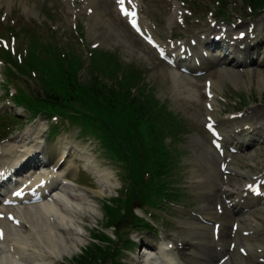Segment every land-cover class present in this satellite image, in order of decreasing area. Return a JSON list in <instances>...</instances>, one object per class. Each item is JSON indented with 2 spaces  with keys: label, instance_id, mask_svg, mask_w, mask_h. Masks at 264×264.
Masks as SVG:
<instances>
[{
  "label": "rangeland",
  "instance_id": "rangeland-1",
  "mask_svg": "<svg viewBox=\"0 0 264 264\" xmlns=\"http://www.w3.org/2000/svg\"><path fill=\"white\" fill-rule=\"evenodd\" d=\"M15 2L18 6H15L14 9L18 10L16 12L19 16H21V18L15 19L17 15L14 14L13 16L9 17V19H15L16 27H18V25L29 24L30 22H33L32 20H36L39 23L42 22L43 19H45L44 16H41V12H43L44 6L47 5L48 8H51L53 3L52 0H48L46 2H43V0H15ZM22 2L24 4H21ZM146 2L149 7L145 8V20L152 21L153 17L154 19H156V25H154V22H152L151 27H153L155 34L164 40V37L167 36V34H165V31L162 32L163 26L170 25L172 23V13L174 12L175 6L179 5V3H175V1L167 2L166 0H146ZM98 4L99 7L104 11L102 13L103 18L107 19L106 21H104L107 23L100 24V32L98 34L92 33L93 36L89 30V25L90 23L93 24V22H89L82 9L80 10V15H77L74 11H68L67 4L62 6L63 12L60 16L61 21L60 23L56 24V27L60 29L56 30L55 27V31H58L57 40L60 43V46H62L63 48L66 45L68 46L72 44L73 47H75L78 51L83 52L85 59H88L92 54V44L96 43L93 39L100 38L101 40H99L102 42L101 46L104 51L115 52V56L117 59L119 58V61H125L129 63L133 61L140 65L142 68L148 69L146 81L152 87V93L155 95L154 97L157 99H161V101L166 103V105H170L171 109L174 110L178 115H182L185 118L187 129L190 131V133L185 136V142H183V146L190 152L184 153L185 155L182 154L180 160V162L182 163V167L178 169L175 168V165L173 164L169 166L171 172L181 174L179 186L182 185L183 187H185V190L187 192L194 195L193 198L184 197L182 201L189 203L190 206L187 207L188 211L202 214L203 212H205V210H208L209 212L214 211V208H216V206L218 205L217 201L224 200V194L218 192L217 190V187L220 186V183L218 181L220 173L217 167L214 166V161L213 169H211L210 162L207 159L208 155L205 147L201 146L202 144H200L199 140H194V138L198 137L203 143H206L205 139L207 138L206 133L204 132L205 127L203 126L205 117V114H203L205 111L203 81H194L193 83H191L189 81L187 82L181 80L177 83L174 82L172 80L173 72L164 67L160 60H158L154 52L151 49H148L143 41L141 42L139 39H137V37L133 34L131 28H128L127 24L122 19H120L119 16H117L115 2L111 0H98ZM24 5H26V7H24ZM76 5V8H80L79 3H76ZM23 7L29 10L28 14L25 13ZM231 8H233L235 11L243 12V2H239V6L237 7L233 5L231 6ZM7 13H10V11L7 10ZM161 18L163 19L161 20ZM256 18H258L259 26L263 27L262 21L264 19V11L260 13ZM159 19L161 21V25L159 24ZM77 30H80V32L76 35L75 32L77 33ZM82 30L84 31V34L86 33V35L84 40L80 41ZM100 34L102 35V37H100ZM162 34L164 35V37L162 36ZM32 45L33 43H31V47ZM46 51H48V49L44 48V52ZM115 61L116 60L112 57L111 60L106 61L105 63L114 64ZM120 65L121 70L119 72V76H123L122 78H124V76L131 78V76H129L125 72V69L129 70L130 67L124 65L121 62ZM90 69H92V67L85 68L83 71H80V73L77 74L78 79L83 86H86V84L88 83V79L92 75ZM257 69L261 68H255L254 70L245 72L244 76H242L241 79L239 78L238 81H224L222 87L216 89L218 91V95L215 102V113L217 114L216 117H218V120L220 122H222L223 119L227 118V116L230 115L229 113H232L234 111V107L237 106L234 101L239 100V97H241V100L245 99V101H248L247 103H251L248 107L242 110L244 118L250 117L255 121L258 119V122L264 123V87L259 86V78H257L256 73H253ZM110 72L112 74H117V71L113 72V70H111ZM219 73L220 70L215 71L213 73V78H218ZM247 73L252 74L247 75ZM30 83H32L35 88L40 89L38 82L35 83L31 79ZM189 95L192 97L188 98ZM100 111L103 115H107V117H111V115L112 117H114L113 115L115 111L113 110L107 114L104 112V109L100 108ZM225 111H227L228 113L225 114ZM118 112L121 114L123 113L126 117L130 114L124 108L118 109ZM30 118L31 116L28 112L26 115L24 114L21 121L19 120L20 122L14 121V123L12 124L13 131L23 133V131H25L26 129H30L33 128V126H36L37 120L35 119L39 117L35 119ZM138 118L140 119L141 117H137V119ZM27 119H29V121ZM149 125L153 126L152 122H150ZM112 127L114 129H119L116 126ZM107 129L109 130L108 127ZM71 130H74L70 133V138H73V133L77 134L78 131L76 127H73L68 131ZM64 135L65 132L62 136ZM111 135L112 137L110 138L115 143L119 142L121 144H124L126 142V140H124L125 137H123L122 139L115 134ZM169 136L170 135H168L167 138ZM84 139L81 137L77 139V141H75V144H73L75 152L80 151L81 153L89 155L90 161L98 165V171L101 174L107 173L105 175H110L111 180L115 182L117 187L110 195H106L111 204L109 206L110 209H106L104 212V209L102 208L103 200L99 199L98 196H95L96 198L92 196L96 194L94 190L99 189V185H94V183L97 184V181L92 178V181L89 183L90 185H92V190H89L91 192L90 200L88 201L87 199H85L84 201H82L83 204L90 206L88 208L89 211L87 212L85 210H82V216L75 218V221L77 220L76 222L78 225L85 226V230L82 231L77 225H73L74 229L79 232V240H77V237H75L74 235L67 236L68 238H71V240L76 241V244L73 247V253L71 256L65 255L61 262H54V264H118V261L109 259L110 254L114 253L117 247L120 250L123 244H125V239L133 237L134 239L136 238L135 240H139L141 239V236L143 237L146 235L145 233H139V230H143L140 226L133 227L132 225L130 226V224L120 225L116 228V230L112 226L113 223H115L117 220H120V217L122 219H127V217H129L130 215V213L126 215L122 211V194L125 190V187L128 186L125 183L130 182V185L132 186L131 189L133 190V195L136 196L134 198H137L135 201H139L141 202V204H143V202H145V195H143V184L141 182L142 174L140 172L144 173L145 167H142L141 169L140 167L144 163L155 164L153 168V174L155 176V180H158L159 175L161 174L160 170L163 171L165 169L163 167L164 162L159 156L148 157L146 155L138 157L136 161H124V167L120 168L116 156V163L112 162L111 160L108 161V159L103 155L102 152H98L95 149V143L91 142V138L90 140ZM62 143L66 144V139L63 140ZM180 145L182 144L180 143ZM124 152L125 151H123L122 153H118L121 157H123ZM259 158L264 160V147L261 146L252 152L237 157V163H239L242 166V170L245 171L250 167L249 165L251 164L252 160L256 162ZM203 159H206L210 168H207L202 164ZM237 167V164L233 166V172L237 170ZM255 170L259 172L261 169L258 170L255 168ZM240 176L243 177L244 175L240 174ZM93 177L95 178V176ZM74 179L80 184H85L90 178L87 176H79L77 178L75 177ZM229 180V182L232 184H235L237 182V178L234 174L229 176ZM146 193L150 194L151 192L148 190L146 191ZM104 197L105 195L102 198ZM167 204L171 206L169 208L165 207L168 212L163 209L156 210L155 212L157 213V215H155L154 213L153 215H148L143 210H141V208H138L136 212V216L142 215L146 218H150L155 222V225L158 228L160 239L164 236H169L172 233L175 234L177 232L183 233L190 231V228L185 227V223L182 224L181 220H193V217L188 213H181L180 209L183 207H179L172 202H168ZM106 206L108 208V205ZM226 206L227 205H225V207ZM129 207L131 209V205ZM228 214L229 216H232V214H230V211H228ZM165 215L169 218L168 221H166L162 217ZM257 216L258 219L250 222L256 231L257 229H262L264 227V218L259 219V216L261 215ZM219 217L220 214L216 213V217H213V219L216 220L219 219ZM95 228L99 231H102L103 234L97 233L98 238H96V242L91 243V237L94 235ZM116 232L117 237L113 236V234ZM263 233L264 229L262 230V234L260 232L256 234L257 236L254 241L264 246ZM195 238L202 239L201 237L196 236ZM141 240L142 242L145 241L143 239ZM148 240L152 243L151 238H148ZM137 245L138 244L121 250L120 257L123 259L124 264H136L132 261L134 259L138 260L140 256ZM84 248L87 249L83 252L84 255H82L80 253L82 250H84ZM254 251L255 253L257 252V247L254 248ZM211 256L212 254L209 253L207 264H215L214 262H211ZM246 264H264V262H261L259 258L255 256L254 259H247Z\"/></svg>",
  "mask_w": 264,
  "mask_h": 264
},
{
  "label": "bare ground",
  "instance_id": "bare-ground-1",
  "mask_svg": "<svg viewBox=\"0 0 264 264\" xmlns=\"http://www.w3.org/2000/svg\"><path fill=\"white\" fill-rule=\"evenodd\" d=\"M140 1L141 0H139V2ZM69 4L71 5V2H69ZM85 4L87 10L89 9L87 11L88 18L93 20V24L89 26L90 33L96 34L98 33V31H100V29H98L97 26L101 24V22L104 20V18H102L101 8L99 7L98 0H86ZM258 38L259 36L253 38V41L251 42H254V40ZM262 54H264V50L262 51ZM262 62L264 63V57L262 58ZM242 66L243 65L238 64L237 66L233 67L234 69H232L231 73H229L227 70H221L218 78L213 80L212 86L215 88L222 87V84L225 81L224 79L226 77L231 78L234 81H238L239 78L240 79L242 78L243 71L237 69H239ZM255 73L257 75V78H259V86L264 87V71L258 70ZM173 81L177 83L180 82L181 79L178 78L176 79L175 77H173ZM189 97L192 96L189 95L188 98ZM205 113L209 116H212L211 110L206 109ZM253 122H248L250 126L249 128H246L248 130L246 134H248L249 131L257 129L255 128L256 125ZM231 126H233V129L223 130L224 131L223 136H225L226 142H230L233 140L235 141V139L238 138L240 133L234 134L235 129L240 128L241 132L246 130L245 125H242L238 122H236V124L233 123ZM23 147H25V145L24 144L22 145L20 141L18 142L12 141V143L6 145L5 148L6 151L3 150L5 152L4 155H6L7 152L9 151H13L15 153ZM11 156L13 157L14 155L12 154ZM5 160H7V158ZM58 162H60V160H57V163ZM61 165L67 168L69 167L66 162H64ZM251 165L253 168H257V169H260L261 166H264L254 161L251 163ZM243 173L252 174L253 172L252 169L249 168L247 171H244ZM73 174L74 173H72L71 175ZM254 174H252V176ZM98 179H99L100 189L97 190L96 193L100 196L110 195L117 187L115 182L111 180L110 175H103V176L98 175ZM246 184L247 183H245L244 186H246ZM223 192H225L226 196L230 198L231 201L234 202L235 204L234 207H236L238 204L241 203L245 204L244 206H249V204L255 203L253 201L254 198H247L244 196V192H245L244 190H242L240 193V191L226 188L223 190ZM76 193L77 191L74 187V184L71 183L70 186H62L61 189L56 194L57 196L56 199H54L52 202L48 201V203L37 205V207L35 206L26 207L24 211L22 210L23 212L22 218L24 219V216L27 215L25 217V220L28 223V225L24 226V224L22 223L19 227L17 226L13 227L14 225L11 226V224L0 220V225L4 226V234H3L4 238L3 240H0V264H54V262H61L65 255H72L74 249L73 247L76 244V241L71 240V238H68L67 236L74 235L75 237H77V240H79V232H77L74 229L73 225H77L80 229L82 227L77 224L75 218L82 216L79 208L81 202L85 200V199H81L80 195H76ZM241 208L242 207H240V209ZM85 211H87V209H85ZM185 224L186 225L189 224L193 229L194 228L195 229L194 230L192 229L189 232L179 233L175 237H173V239L175 240V243L177 241H182L184 245H187V247L184 248V250H188L189 253L185 252L184 255L186 254V257L188 259H191V256L196 254L197 251L193 249L192 245L188 242V238L191 235H193L192 234L193 231L195 232L197 231V234L205 235V236L207 235V237H209V231L211 228L208 227L206 224L203 225L200 221L185 222ZM239 225L241 226L247 224L244 221H242V219H239ZM239 230L234 235L235 240L239 237L240 241L237 244L247 247L249 251H251L252 249L254 250L253 247L254 243L253 241L251 242L253 236L252 235L251 236L249 235L250 237L242 236L243 231L246 230V229L243 230V228H241L240 236H239ZM241 241H244V244H241ZM202 242L203 243L207 242L208 243L207 249L211 250L209 244L213 242V240L206 239ZM169 244H170L169 242L163 244L159 250L160 253L156 254V256L151 258L149 263L174 264L175 259L173 257V254L175 251L174 250L168 251L167 245ZM239 248L237 249V252H239ZM177 250H179L178 247ZM237 252L232 251L228 260L224 264H232L233 263L232 258H240L241 261L237 264H245L246 261L244 256L242 254H237ZM165 257L166 260L163 262ZM147 258H149V256H147Z\"/></svg>",
  "mask_w": 264,
  "mask_h": 264
},
{
  "label": "trees",
  "instance_id": "trees-1",
  "mask_svg": "<svg viewBox=\"0 0 264 264\" xmlns=\"http://www.w3.org/2000/svg\"><path fill=\"white\" fill-rule=\"evenodd\" d=\"M53 65V68L48 69L51 79H55L54 84L51 85V90H48V95H51L49 97L53 98L54 102L60 103L61 105H65L66 103L77 104L82 99L85 104L89 105L87 113L93 110V112L98 115V118L102 119L108 126H116L121 129L122 134L120 138L123 139V137H125L124 140H126V142L124 144L117 142L107 147L106 151L109 155L112 157H118V152L122 153L125 151L122 157L125 161H136L138 157H141V150L144 144L143 139L140 138L141 135H144L142 132L145 131V129H148L147 127L151 128V131L157 132L161 127L157 124L154 126L147 125L149 122L145 123L146 125H140V123L144 122V119H137L136 116L138 113H144V107L140 106L141 104L137 102L136 98L134 99V97L129 95L125 81L118 82L117 84H119V87L113 84L107 85L98 75L93 76L89 80V83H87L86 86H83L78 81L76 75V71L79 68L78 64H67L65 59L58 58ZM100 106L104 107V112L106 114L112 110L117 112L118 109L122 108L130 114L126 117L123 113L121 114L117 112L114 113V117L111 115V117L105 118L107 115L104 114L103 116L100 111ZM82 108H84L83 105ZM149 110H151V108H149ZM161 116L164 118L165 114L162 113ZM161 116L160 119L163 120ZM124 127H132L133 129L125 131ZM169 155L170 153L167 151L163 154L164 158H168ZM147 156L151 157V152H148ZM163 162V167L165 169L163 171L160 170L161 174L159 175V180H155L154 174H152L150 180V184L152 185L150 187L157 195H160V193L165 190L162 189L165 185L163 181L166 180L163 176L166 174L165 172L169 170L168 161ZM144 164L140 169L145 167ZM154 166L155 164L150 165L152 168H154Z\"/></svg>",
  "mask_w": 264,
  "mask_h": 264
},
{
  "label": "snow or ice",
  "instance_id": "snow-or-ice-1",
  "mask_svg": "<svg viewBox=\"0 0 264 264\" xmlns=\"http://www.w3.org/2000/svg\"><path fill=\"white\" fill-rule=\"evenodd\" d=\"M121 3H123V0H120ZM209 127H211V125H209Z\"/></svg>",
  "mask_w": 264,
  "mask_h": 264
}]
</instances>
